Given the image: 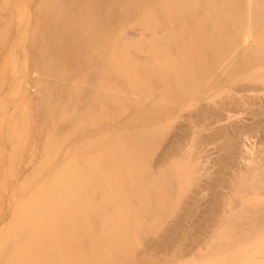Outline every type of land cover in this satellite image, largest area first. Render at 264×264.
<instances>
[{"label": "bare ground", "instance_id": "bare-ground-1", "mask_svg": "<svg viewBox=\"0 0 264 264\" xmlns=\"http://www.w3.org/2000/svg\"><path fill=\"white\" fill-rule=\"evenodd\" d=\"M263 1L0 0V264H213L262 244L264 149L247 145L264 131L230 113L260 93L264 112ZM215 141L213 180L196 149Z\"/></svg>", "mask_w": 264, "mask_h": 264}, {"label": "rangeland", "instance_id": "rangeland-1", "mask_svg": "<svg viewBox=\"0 0 264 264\" xmlns=\"http://www.w3.org/2000/svg\"><path fill=\"white\" fill-rule=\"evenodd\" d=\"M245 2H246V0H240L241 4H244ZM262 4L264 6V1L262 2ZM136 29H138V28H136ZM1 52L2 51H0V62L2 60V55H1L2 53ZM258 69H259L260 75L262 73H264L263 66H258ZM257 79H258V77L256 79H254L255 82L248 81V80H239L237 82V84L234 86V88L247 85L251 82L258 85V86H264V81H256ZM28 88H31L30 84H28ZM242 95H244V93ZM251 95H254V94L253 93H246L245 97L251 98ZM256 97H260V100L258 101L257 106L246 104V102L243 101L244 98L242 97V101H240L239 103H237L236 106H234L233 111L230 113V115L232 117H234L235 119L242 120L249 125H252L253 123L257 122L259 125V129H262V131H264V112L258 110L259 107L263 104V102L261 100L263 95H262V93H260L259 95H256ZM238 98H240V97L238 96ZM7 105H8V108L6 109V114L8 116L14 115L17 112V105L16 104H10V105L7 104ZM190 112H191L190 109H184L183 111H180L178 113V118L173 121L172 126L175 127V126H178L180 124H183L185 122V117L188 114H190ZM89 128H93V127L89 126ZM31 129H32V133H31L30 137L28 138V141L31 140L33 137H37L40 141L39 143L44 145V146L51 142V137L42 128H37L35 123L34 124L31 123ZM78 133L83 134V133H85V131H81V132L79 131ZM173 135H174L173 132H170L166 136V139L162 142L160 149H162V147L165 146L171 140ZM76 137L77 136H73V137H71L70 140H75ZM1 142H4V141L2 140ZM7 143H8V145H6L5 147L9 150H13L14 145H12L8 140H7ZM220 145H221L220 141H215V142H209L207 144H204L201 147H198L196 149V152L199 155H201V156L208 155L209 156V158H207L208 159L207 164L204 165V167L202 169H204L205 171L209 170V176L213 180H215L218 177L217 171L220 170L221 167L225 166L227 163V160H228V159H226V161H224L223 163H217L216 162L217 159L226 158L227 156H229L228 150H225V149L221 150L218 148ZM28 146L29 145H26L21 150V154L14 158L15 159L14 164L16 166H18L19 170L17 172L9 174V178H8L7 182L11 186V192L14 195H15L17 189H19L21 186H24V184L27 182L28 175L32 172V168L34 171L36 169V166H37V164H34L32 166V164L27 161L28 160L27 159L28 158V150H27ZM247 146L250 149L251 155H253L258 149H264V132H259V133H256L255 135H253L250 142H248ZM69 150H71V149H69ZM62 155H63V153L59 154L57 156H54V158H53L54 161H56V163H58L61 160ZM51 156H53V155H51ZM45 157L47 158L48 155L45 154ZM7 160H9V158H7ZM9 168L10 167H8V169ZM6 169H7V167H6ZM174 172L176 173L177 171H174ZM28 181H30V180H28ZM78 185H81V184L78 183ZM178 186L181 187L179 189L180 192L177 195L178 198L181 200L187 199V197L190 195L191 191H193V187L183 180H182V184L178 185ZM8 206L10 208L11 203L9 204V198L6 197L5 198V207L8 208ZM7 208L3 212H0V215H3L4 213H6ZM160 208L162 210H164L166 207H164V205H163ZM194 218H196V216H194ZM173 220H174V218L170 219L171 222H173ZM169 227H170V225H167V226L165 225L158 232V234L159 235L166 234L167 229ZM204 238L205 237H203L202 242H205ZM206 241H207V238H206ZM192 261H196V260L193 259ZM263 261H264V242L262 244L255 246L254 249H252V250L240 252V254L236 255L235 258H233V259H228V260H224V261L215 260L213 262V264H240V263L241 264H261Z\"/></svg>", "mask_w": 264, "mask_h": 264}]
</instances>
